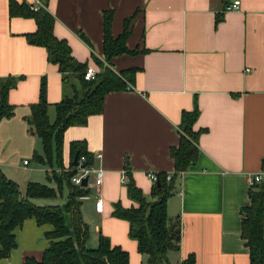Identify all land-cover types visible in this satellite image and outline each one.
I'll return each mask as SVG.
<instances>
[{
  "label": "crops",
  "instance_id": "crops-1",
  "mask_svg": "<svg viewBox=\"0 0 264 264\" xmlns=\"http://www.w3.org/2000/svg\"><path fill=\"white\" fill-rule=\"evenodd\" d=\"M0 0V78L16 79L7 93L11 116L0 120V172L20 193L28 182L41 183L39 172L61 174L70 166L69 145L81 143L91 156V168L102 172L98 189L85 187L86 249L96 247L98 234L128 255V264H148L127 236L125 221L112 216L113 205L135 208L120 183L130 178L149 198L155 183L148 173L172 175L169 150L177 146L180 115L197 107L192 126L197 157L179 175L166 200V214L177 220V250L167 254L168 264L188 256L193 264H249L240 238L242 210L249 205L246 176L264 173V0H47L53 18V36L65 41L78 63L98 74L96 62L115 74L135 70L132 85L107 93L99 115L82 126L67 127L61 135V169L29 166L41 154L40 140L28 132L30 105L38 100L45 81L47 119L55 120V106L71 96L57 67L47 62L43 48L27 44L35 31L32 19L11 17L9 2ZM31 5L34 0H12ZM238 1V9L224 12ZM111 11L110 35L123 31L130 19L123 54L106 64L103 57V12ZM219 19L216 22V19ZM23 161L27 164L23 166ZM64 164V165H63ZM21 173L26 176L21 179ZM47 179V178H46ZM264 187V177L261 181ZM100 198V212L94 200ZM31 202L40 207L44 200ZM26 219L15 228L16 247L0 264L39 261L48 247L45 232ZM264 234V219L262 224Z\"/></svg>",
  "mask_w": 264,
  "mask_h": 264
},
{
  "label": "trees",
  "instance_id": "trees-1",
  "mask_svg": "<svg viewBox=\"0 0 264 264\" xmlns=\"http://www.w3.org/2000/svg\"><path fill=\"white\" fill-rule=\"evenodd\" d=\"M40 6L33 9L31 5L9 2V15L32 19L35 31L25 36L27 44L43 48L48 63L57 67L63 84H69L71 96L64 98L55 106V120L52 124L47 119L45 101V81L39 83L38 100L30 105L27 120L28 132L41 142V154L33 156L38 165L52 167V158L61 169L60 148L61 135L70 126H82L87 118L99 115L102 111L104 96L109 92L122 91L126 85H132L135 70H126L115 74L109 68L96 62L101 71L91 81L83 79L85 64L73 60L65 41L53 36V18L46 9L47 0H38ZM226 6V5H225ZM111 11L103 12V57L106 64L111 58L123 54L134 55L137 50L129 51L125 39L129 34L130 19L123 22L122 33L113 39L110 35ZM218 18L216 22H218ZM16 79L0 78V120L11 116L12 107L7 102V93L15 86ZM197 118V107L193 104L191 111H183L177 127L179 138L177 146L169 150L173 160V173L166 180L165 174H157V185H153L149 198L144 197L127 178L124 183L127 197L136 207L124 209L118 203L113 205L112 216L123 220L128 225L127 236L135 241L136 250L144 256L148 264H168L167 254L177 250L180 228L177 220H170L166 214V200L175 190L179 175L192 166L197 157L196 138L199 131L192 126ZM71 160L77 155L82 166H91V156L81 143L69 145ZM73 171L57 174L54 171L46 175L60 188L61 179L67 182L68 199L63 206L40 207L31 201L38 198H52L55 191L45 185L28 182L24 192L20 193L17 185L7 180L0 172V259L6 258L16 247L14 230L26 219H33L38 226L49 225L50 230L44 237L49 244L39 261L25 259L24 264H128V255L119 247L111 246L108 239L98 234L96 247L86 249L84 241L87 229L79 213V199L88 191L73 186L70 178ZM249 205L242 210L240 238L248 251L249 264H264V187L256 184L248 189ZM178 264H193V257L188 256Z\"/></svg>",
  "mask_w": 264,
  "mask_h": 264
},
{
  "label": "built area",
  "instance_id": "built-area-1",
  "mask_svg": "<svg viewBox=\"0 0 264 264\" xmlns=\"http://www.w3.org/2000/svg\"><path fill=\"white\" fill-rule=\"evenodd\" d=\"M239 2L238 1H233L231 4L227 5L224 7L223 11L224 12H229L233 10L238 9ZM38 6H40V3L38 0H34L33 3H31V7L33 9H36ZM97 73L94 71L93 68L91 67H86L84 73H83V79L85 81H91L95 78ZM82 160L77 161V166L75 167L76 171L70 178V183L73 186L82 188L80 185L82 183V179L86 178V187H93L94 189H98L101 180H102V172L100 170H94L91 167H84L82 166ZM23 166L27 164L26 161H23ZM147 177L150 181L153 183H156L157 178L155 174L148 173ZM264 177V173H257L253 175H247L246 176V183L247 186L250 188L256 184L261 183L262 179ZM166 180H169V175L166 176ZM126 182V176L125 174H122L120 178V183L124 185ZM101 209V201L99 197H96L94 200V210L95 212H100Z\"/></svg>",
  "mask_w": 264,
  "mask_h": 264
},
{
  "label": "rangeland",
  "instance_id": "rangeland-1",
  "mask_svg": "<svg viewBox=\"0 0 264 264\" xmlns=\"http://www.w3.org/2000/svg\"><path fill=\"white\" fill-rule=\"evenodd\" d=\"M52 169L56 170L57 168V163L55 161L54 158H52ZM64 165V164H63ZM29 166H36V164L31 160L29 161ZM47 167V166H46ZM40 174V179H41V183L42 185H45L49 188H52L55 191V196L52 198H48L45 199L43 203H45L44 205L46 206H63L64 204H66L67 199H68V186H67V182L64 179H61V183H60V188L58 190L57 184L53 181V180H47L45 178L44 172H39ZM26 176V174H22L21 173V179H23ZM38 183V182H36ZM87 208V201L82 202V205L79 208V211H81V213H85V209Z\"/></svg>",
  "mask_w": 264,
  "mask_h": 264
},
{
  "label": "water",
  "instance_id": "water-1",
  "mask_svg": "<svg viewBox=\"0 0 264 264\" xmlns=\"http://www.w3.org/2000/svg\"><path fill=\"white\" fill-rule=\"evenodd\" d=\"M70 166H71V167H74V168L77 166V155H76V154L73 156L72 161H71V163H70ZM156 185H157V182H156ZM80 186H81L82 188H85V187H86V178H83V179H82V183H81Z\"/></svg>",
  "mask_w": 264,
  "mask_h": 264
}]
</instances>
